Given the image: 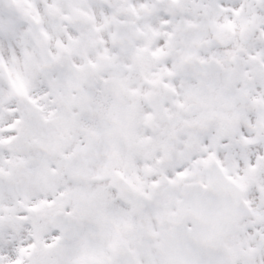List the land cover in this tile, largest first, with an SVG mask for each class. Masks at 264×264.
<instances>
[{"label": "snow or ice", "instance_id": "1", "mask_svg": "<svg viewBox=\"0 0 264 264\" xmlns=\"http://www.w3.org/2000/svg\"><path fill=\"white\" fill-rule=\"evenodd\" d=\"M0 264H264V0H0Z\"/></svg>", "mask_w": 264, "mask_h": 264}]
</instances>
